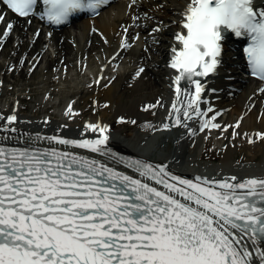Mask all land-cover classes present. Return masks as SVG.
<instances>
[{
    "label": "snow or ice",
    "instance_id": "snow-or-ice-1",
    "mask_svg": "<svg viewBox=\"0 0 264 264\" xmlns=\"http://www.w3.org/2000/svg\"><path fill=\"white\" fill-rule=\"evenodd\" d=\"M108 4L0 0V22L11 10L62 24L79 12L98 14ZM14 23H7L4 37ZM174 23L179 27L168 66L175 73L176 100L162 128L181 126L195 135V120L200 131L221 129L223 110L201 106L202 81L218 71L233 35L248 38L243 51L251 74L264 79V0H188ZM164 27L161 22L152 31ZM130 46L125 35L121 47ZM143 72L141 67L136 76ZM185 81L192 87L182 86ZM67 111L71 116L76 110L69 104ZM0 120V264H264V176L190 179L166 163L127 159L108 146V124L88 122L84 132L99 135L70 138L24 135L13 126L15 113H0ZM256 136L264 139V131ZM75 149L119 160L138 175Z\"/></svg>",
    "mask_w": 264,
    "mask_h": 264
},
{
    "label": "bare ground",
    "instance_id": "bare-ground-1",
    "mask_svg": "<svg viewBox=\"0 0 264 264\" xmlns=\"http://www.w3.org/2000/svg\"><path fill=\"white\" fill-rule=\"evenodd\" d=\"M187 3L188 0L120 1L96 18H84L60 30L49 28L39 16L19 19L7 12L6 21L0 22V102L8 94L16 95L15 87L19 88L17 92H25V96L17 95L8 101V106L0 104V113L4 116L15 113L18 120L13 126L24 135L93 137L99 133L92 130L85 133L88 122L108 124V146L113 152L127 159L166 163L173 172L190 179L197 175L223 178L234 174L241 179L264 176V139L253 137L254 133L264 131V92L259 91L264 84L240 74L242 51L230 39L218 71L202 81L206 87L201 106L206 109L212 104L223 110L217 122L221 123L220 132H226L225 136L213 139L208 134L214 130L217 136L219 130L200 131L195 120L191 122L197 129L195 135L181 126L162 128L176 100L175 73L168 66L173 33L179 27L174 22L180 20ZM13 21V30L4 37L7 23ZM161 22L167 27L153 32ZM125 35L131 44L128 48L121 47ZM141 67L144 72L136 76ZM72 72L82 76L74 77ZM59 77L61 83H56ZM212 88L218 91L212 92ZM51 96L58 103L49 102ZM69 104L76 110L73 114H79L75 120L68 115ZM92 107L97 115L83 120ZM52 108L56 109L51 115L61 118L48 116ZM121 116L125 119L120 120ZM4 122L0 120V124ZM226 124L232 127L225 129ZM234 132L239 135L234 136ZM250 137L254 142H250ZM214 141L223 153L222 162L199 165L198 160L204 157L203 151L198 156L200 148ZM161 143L166 144V150L159 149ZM44 146L66 147L55 142H44ZM75 150L138 175L119 160L86 149ZM237 151L247 162L256 160L259 154L263 160L253 165L229 164Z\"/></svg>",
    "mask_w": 264,
    "mask_h": 264
},
{
    "label": "rangeland",
    "instance_id": "rangeland-1",
    "mask_svg": "<svg viewBox=\"0 0 264 264\" xmlns=\"http://www.w3.org/2000/svg\"><path fill=\"white\" fill-rule=\"evenodd\" d=\"M84 72H85V74H87L88 73V68L84 69ZM72 73H74V77H81L82 76V74L81 75L80 74L78 75L76 72H72ZM61 78L62 77L57 78L56 79L57 80L56 83H61V81L59 82V80ZM58 85H59L60 88H63L64 87V84H58ZM8 86L10 87L11 85L9 84ZM14 89H15L16 95L8 94L6 96V98H4L0 102V104L7 105L8 104V101L14 100L15 97L17 95H20V94H21V96H25V92H23V91L22 92H17V91H19L18 90L19 88L15 87ZM49 102H51L52 104H56V103H58V100H57V98L55 96H51V97H49ZM54 109H56V108H52V110L50 111V113L48 114V116H50L51 118H61V117H56L55 115H51V112L53 113ZM58 111H59V109L58 110H55V112H58ZM96 115H97V112L92 107L90 109V111L84 115L83 120L84 119H91L92 117H95ZM77 116H79V114H77V115L76 114H72L71 120H75L77 118ZM120 128H122V126H120ZM218 130H219V132H218L217 136L214 134V130L211 131V133L208 134V135L210 137H213V139L220 138V137L223 138L225 136L226 132L225 133L224 132H220V129H217L215 131H218ZM165 146H166V144L161 143L159 145V149L162 150V151H164V150H166V147ZM202 151L204 153V157L202 159H199L198 162H197L201 166H211V165L219 164L223 160V153L219 150V148H217L216 141H214L212 145H209V146L204 147V148L203 147L200 148V151L198 153V156L202 153ZM235 156H236V158H235ZM235 156L232 157L231 159H229V161H228L229 164H233V165H245V164H250L251 165L252 164L253 165V164H258V163L262 162V160H263V157H262L261 154H259L257 156L256 160L251 161V162H247L245 160H242L241 157L244 156V155L241 152H239V151H237L235 153Z\"/></svg>",
    "mask_w": 264,
    "mask_h": 264
}]
</instances>
